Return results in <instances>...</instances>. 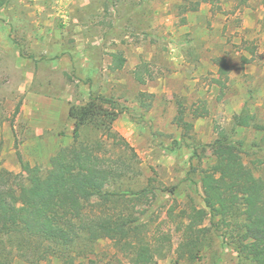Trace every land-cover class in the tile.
<instances>
[{"label":"rangeland","instance_id":"374dc122","mask_svg":"<svg viewBox=\"0 0 264 264\" xmlns=\"http://www.w3.org/2000/svg\"><path fill=\"white\" fill-rule=\"evenodd\" d=\"M196 2L197 11H190ZM116 53L126 60L119 70L111 68ZM218 57L229 66L224 88L213 82ZM141 65L152 77L145 84L134 77ZM141 93L148 108L140 104ZM92 94L123 110L112 127L122 140L115 145L92 128L82 131V139L103 140L110 159L135 154L133 172L109 190L127 194L119 208L145 223L144 234L170 236L171 250L157 264H239L215 234L200 259L178 260L177 227L183 210L205 208L200 178L214 163L210 145L218 131L241 143L244 164L264 180V132L233 123L246 108L264 126V0H3L0 171L25 178L22 163L46 171L57 151L73 143L70 107ZM178 102L193 125L188 134L174 123ZM200 102L208 117L192 119L191 109ZM125 262L109 240L78 259Z\"/></svg>","mask_w":264,"mask_h":264},{"label":"trees","instance_id":"16d2710c","mask_svg":"<svg viewBox=\"0 0 264 264\" xmlns=\"http://www.w3.org/2000/svg\"><path fill=\"white\" fill-rule=\"evenodd\" d=\"M2 3L0 0V7ZM198 5L194 3L190 11H197ZM125 61L122 54H113L111 68L119 70ZM213 61L218 68V78L213 82L224 88L229 74L227 61L222 57ZM142 69L141 65L134 72L139 84L152 78ZM146 95L140 94V104L148 108ZM122 112L116 101L92 94L86 103L70 107L73 143L57 151L46 171L24 163L21 167L25 178L0 171V264H11L16 259L25 264H49L51 259L61 264H80L78 259L92 254L100 240L112 242L125 257V264H157L167 257L170 236L144 234L145 223L122 204L119 208L127 194L109 190L133 172L132 159L136 160L135 154L128 160L106 157L100 140H112L115 145L122 140L112 128ZM208 114L204 102L191 109L192 119ZM185 115L186 108L178 102L174 123L188 134L193 125ZM233 123L234 127L264 132V126L246 108L234 116ZM86 128L100 133V139L83 140ZM210 146L214 163L200 178L205 208L191 206L183 210V221L177 227V259H200L215 234L232 247L239 264H264V180L256 178L244 164L241 143L233 141L226 131H218ZM207 220L209 226L204 225Z\"/></svg>","mask_w":264,"mask_h":264}]
</instances>
